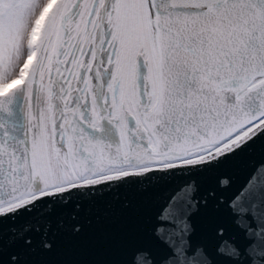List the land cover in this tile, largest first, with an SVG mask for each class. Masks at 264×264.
Masks as SVG:
<instances>
[{"label": "snow or ice", "instance_id": "6c2138e0", "mask_svg": "<svg viewBox=\"0 0 264 264\" xmlns=\"http://www.w3.org/2000/svg\"><path fill=\"white\" fill-rule=\"evenodd\" d=\"M258 142L264 0H0V264L6 234L50 250L63 209L119 189L155 197L158 257L133 264H264V157L198 195ZM209 199L234 229L216 260L192 240Z\"/></svg>", "mask_w": 264, "mask_h": 264}, {"label": "water", "instance_id": "95a60500", "mask_svg": "<svg viewBox=\"0 0 264 264\" xmlns=\"http://www.w3.org/2000/svg\"><path fill=\"white\" fill-rule=\"evenodd\" d=\"M264 157V142H258L242 157L226 162L220 169L205 175L201 180L199 196L210 190L226 199L229 191L217 188L218 177H228L235 187L244 177L249 164L259 162ZM154 193L137 189H119L99 196L85 204L76 214L75 220L68 219L73 213L72 205L62 210L59 218L63 227L53 223L48 235L50 250L40 247V237L34 236L30 249L8 245L5 235L3 261L15 253L19 264H133L138 250L150 251L153 258L158 257V244L152 236V226L156 214ZM193 243L204 244L213 256L218 242L217 229L223 228L226 236L234 234L231 219L224 207H216L209 199L207 206H201L191 216ZM80 227L73 232L72 225ZM7 227V226H5Z\"/></svg>", "mask_w": 264, "mask_h": 264}]
</instances>
